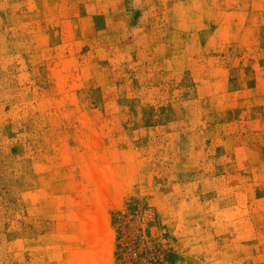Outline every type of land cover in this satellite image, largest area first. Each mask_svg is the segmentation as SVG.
Returning a JSON list of instances; mask_svg holds the SVG:
<instances>
[{
    "label": "rangeland",
    "instance_id": "rangeland-1",
    "mask_svg": "<svg viewBox=\"0 0 264 264\" xmlns=\"http://www.w3.org/2000/svg\"><path fill=\"white\" fill-rule=\"evenodd\" d=\"M0 264H264V0H0Z\"/></svg>",
    "mask_w": 264,
    "mask_h": 264
}]
</instances>
